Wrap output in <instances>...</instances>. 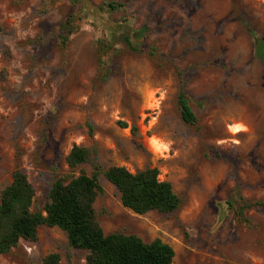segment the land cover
<instances>
[{"label":"rangeland","instance_id":"rangeland-1","mask_svg":"<svg viewBox=\"0 0 264 264\" xmlns=\"http://www.w3.org/2000/svg\"><path fill=\"white\" fill-rule=\"evenodd\" d=\"M89 1L117 6L106 26L65 0H0V194L20 170L35 190L32 211L42 212L56 177L91 175L97 164L105 235L160 239L173 264H264V63L253 49V37L264 39V0ZM181 90L195 126L181 120ZM74 146L93 156L71 170ZM110 167L156 168L178 210L124 208L103 175ZM240 198L257 204L239 213ZM53 253L86 264L56 227H40L0 264Z\"/></svg>","mask_w":264,"mask_h":264},{"label":"trees","instance_id":"trees-1","mask_svg":"<svg viewBox=\"0 0 264 264\" xmlns=\"http://www.w3.org/2000/svg\"><path fill=\"white\" fill-rule=\"evenodd\" d=\"M65 1L78 6L81 19H92L102 26H106L105 15L117 8L113 3L102 9L89 0ZM72 22L73 18L69 17L64 28L67 29ZM68 37V34L60 37L63 45ZM118 39L130 50L138 49L130 36L121 34ZM253 49L256 58L264 63V39L253 37ZM178 106L181 120L195 126L197 118L183 90L178 96ZM92 156L93 152L88 148L74 146L66 157V164L74 170L89 162ZM100 173L99 166L94 164L91 175L81 172L76 177H56L48 194L49 202L42 212H34L35 190L26 174L15 170L11 184L0 194V256L8 254L21 240L36 241L40 227H56L65 233L71 247L86 252V264H173L172 247L160 239L144 242L135 235L103 233L94 210L95 200L102 192L98 181ZM103 175L119 192L122 206L136 214L153 211L171 214L181 204L172 185L159 179L156 168L132 173L124 167H110L103 171ZM256 204L242 201L239 213ZM39 264H60V256L55 253L47 255Z\"/></svg>","mask_w":264,"mask_h":264},{"label":"bare ground","instance_id":"bare-ground-1","mask_svg":"<svg viewBox=\"0 0 264 264\" xmlns=\"http://www.w3.org/2000/svg\"><path fill=\"white\" fill-rule=\"evenodd\" d=\"M234 128L237 129V130L239 129V127H234ZM153 145H154L155 148H158V149L160 147V144L159 143H154ZM161 147H162V145H161Z\"/></svg>","mask_w":264,"mask_h":264}]
</instances>
